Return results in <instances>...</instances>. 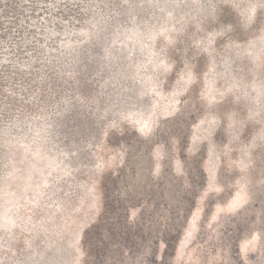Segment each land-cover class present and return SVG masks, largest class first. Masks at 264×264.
<instances>
[{
	"label": "rangeland",
	"instance_id": "374dc122",
	"mask_svg": "<svg viewBox=\"0 0 264 264\" xmlns=\"http://www.w3.org/2000/svg\"><path fill=\"white\" fill-rule=\"evenodd\" d=\"M0 264H264V0H0Z\"/></svg>",
	"mask_w": 264,
	"mask_h": 264
},
{
	"label": "trees",
	"instance_id": "16d2710c",
	"mask_svg": "<svg viewBox=\"0 0 264 264\" xmlns=\"http://www.w3.org/2000/svg\"><path fill=\"white\" fill-rule=\"evenodd\" d=\"M153 36H154V37H157V36H158V34L154 33V34H153Z\"/></svg>",
	"mask_w": 264,
	"mask_h": 264
}]
</instances>
